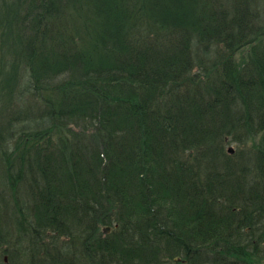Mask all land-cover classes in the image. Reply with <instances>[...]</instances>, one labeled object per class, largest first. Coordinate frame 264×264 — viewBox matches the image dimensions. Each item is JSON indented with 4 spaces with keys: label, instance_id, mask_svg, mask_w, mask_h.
Wrapping results in <instances>:
<instances>
[{
    "label": "trees",
    "instance_id": "obj_1",
    "mask_svg": "<svg viewBox=\"0 0 264 264\" xmlns=\"http://www.w3.org/2000/svg\"><path fill=\"white\" fill-rule=\"evenodd\" d=\"M0 258L264 264V0H0Z\"/></svg>",
    "mask_w": 264,
    "mask_h": 264
},
{
    "label": "rangeland",
    "instance_id": "obj_2",
    "mask_svg": "<svg viewBox=\"0 0 264 264\" xmlns=\"http://www.w3.org/2000/svg\"><path fill=\"white\" fill-rule=\"evenodd\" d=\"M34 99V98H33ZM31 97H30V95L27 93H24V95H23V100H21L22 101V104L19 106H17L16 108H15V111L17 110V108H19V111H20V117H22L23 116V114H25V112L27 113V112H33V113H35V112H37V108L35 107V103L36 102H34V100H33ZM251 147V143L249 142L248 144H246V145H243L241 142H234V143H228L227 145H226V147H225V149L227 150V149H232V153H228L230 156H233V154L235 153H237V152H239V150L240 151H244L245 153H247L248 151H249V148ZM246 149V150H245ZM247 155V154H246ZM249 177H251V176H249ZM248 181H249V178H248ZM23 192V191H22ZM20 195H21V197L23 198V194H21V192H20ZM109 233V232H108ZM0 264H1V258H0ZM14 264H16V263H14ZM17 264H21L20 262H18ZM32 264H37V261H35V263L33 262Z\"/></svg>",
    "mask_w": 264,
    "mask_h": 264
},
{
    "label": "water",
    "instance_id": "obj_3",
    "mask_svg": "<svg viewBox=\"0 0 264 264\" xmlns=\"http://www.w3.org/2000/svg\"><path fill=\"white\" fill-rule=\"evenodd\" d=\"M227 152H228V153H232V149L229 148V149L227 150ZM104 232H108V228H105V229H104ZM4 261H6L5 258H4Z\"/></svg>",
    "mask_w": 264,
    "mask_h": 264
},
{
    "label": "bare ground",
    "instance_id": "obj_4",
    "mask_svg": "<svg viewBox=\"0 0 264 264\" xmlns=\"http://www.w3.org/2000/svg\"><path fill=\"white\" fill-rule=\"evenodd\" d=\"M4 258L6 259V261H4ZM3 261H4V263H6L7 262V258L6 257H3Z\"/></svg>",
    "mask_w": 264,
    "mask_h": 264
}]
</instances>
